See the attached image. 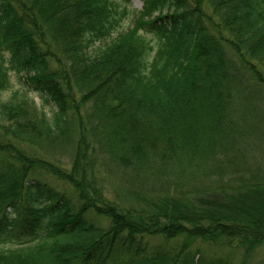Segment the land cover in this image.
<instances>
[{
	"label": "trees",
	"instance_id": "obj_1",
	"mask_svg": "<svg viewBox=\"0 0 264 264\" xmlns=\"http://www.w3.org/2000/svg\"><path fill=\"white\" fill-rule=\"evenodd\" d=\"M126 14L0 0V264H229L209 248L264 247L240 124L264 91V0Z\"/></svg>",
	"mask_w": 264,
	"mask_h": 264
},
{
	"label": "rangeland",
	"instance_id": "obj_2",
	"mask_svg": "<svg viewBox=\"0 0 264 264\" xmlns=\"http://www.w3.org/2000/svg\"><path fill=\"white\" fill-rule=\"evenodd\" d=\"M119 2L127 9V14L124 19L125 23L129 24L132 22L135 13L141 10L142 0H119ZM12 80L14 89L18 90L20 86L16 75L12 74ZM244 106L246 107L245 111H247L248 115L244 114L246 119L241 121L240 124L247 133L246 137H248L247 139L244 138V142L250 145V148L245 154L246 157L242 155V160L244 166L246 165L247 167L246 170L250 172H264V91L256 93ZM209 253H215L219 257L226 258L229 264H264V247L259 248L252 255L246 257L239 250L226 249L223 251L212 247L209 248L207 254Z\"/></svg>",
	"mask_w": 264,
	"mask_h": 264
}]
</instances>
